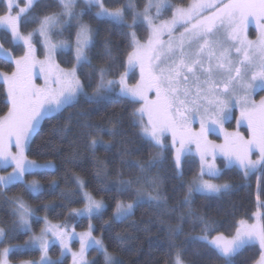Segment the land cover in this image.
Returning a JSON list of instances; mask_svg holds the SVG:
<instances>
[{
    "label": "snow or ice",
    "instance_id": "obj_1",
    "mask_svg": "<svg viewBox=\"0 0 264 264\" xmlns=\"http://www.w3.org/2000/svg\"><path fill=\"white\" fill-rule=\"evenodd\" d=\"M82 2L84 7L76 11L78 0H27L26 6L13 15V0H7L5 14L0 15V31L10 33L13 47L23 48V55L17 58L0 45V60L15 63L16 66V71L11 75L0 72V78L7 85V98L11 104L7 115L0 118V169L14 166L11 173L0 176V187L8 188L19 183L25 192L33 195L43 190L36 181L25 182L24 176L39 169L54 167L50 163L37 164L26 155L33 136L46 118L59 119L68 108L75 109L81 98L95 105L113 96L120 98L121 102H140V106L130 114L128 126L138 129L139 138L157 155L144 163L135 162L128 159L132 153L123 148L120 152L121 166L136 171L137 175L123 179L118 170L114 185L106 183L111 175L106 170L107 165L103 162L96 165L95 175L100 188L132 196L129 203L117 201L109 229L115 223L127 221L135 208L144 205L161 215L176 214L179 209L169 206L168 196L162 190L166 179L161 174L164 172L163 165L171 155L174 177L182 180L183 165L192 154L186 145L195 143L200 171L191 183L182 185L187 192L179 207L185 209L186 214L181 212L178 219L198 224L200 234L185 236L180 224L169 226L168 261L171 264H193L185 257L189 249H194V258H215L223 264H236L242 252L249 248L256 249L258 245L259 259L255 264H264V217L254 213V223L239 220L234 234L229 237L219 231L221 224L206 215L197 214L192 208L194 193L219 199L222 194L234 191L229 183L211 182L213 178L220 177L224 169H240L245 177L255 174L258 166L264 172V100L259 104L249 100L250 90L264 89V0H191L186 7H173L168 0H144L142 7L137 0H112L110 7L106 6L105 0ZM37 8L41 12L34 11ZM52 8L58 10L50 11ZM93 9L96 11L93 12ZM165 11H171L170 19H162ZM85 14L97 21L108 22L126 41V45H114L108 37L97 45L99 29L82 22ZM250 20H254L259 28L255 41L249 40L245 31ZM28 24H37L38 28L24 34L21 25ZM73 28L74 43L66 38L53 39L63 37L65 32L71 34ZM139 30L147 33L143 42L137 37ZM36 37L43 38L46 51L44 61L36 59L35 43L41 42L34 41ZM122 47L125 49L123 53ZM93 49H98L95 55L104 61L102 65L93 64L90 55ZM233 49L237 54L235 57L231 55ZM73 51V67L68 71L61 69L54 57ZM37 64L45 74L42 88L31 83V69ZM114 67L123 71L113 73ZM84 69L88 70L86 79L89 87L95 80L91 95L85 91L80 79L79 73ZM137 69L139 82L130 87L128 77ZM150 92L155 93L154 99L149 97ZM235 105L240 107L237 124L246 121L251 138L224 132L225 143L212 144L207 140V134L224 131L223 124L232 118L231 110ZM197 116L200 118V131L194 133L189 121ZM90 121L89 112L69 114L64 128L59 131L67 135L73 130H80L85 134L93 156L99 147L106 152L111 151L112 141L122 135V118L117 117L107 128ZM53 132H56L55 128ZM169 133L171 145L165 140ZM101 134H107L111 139L106 143ZM13 145L15 152L12 151ZM253 151L259 152L257 160L251 159ZM217 155L223 157L224 169L217 167ZM154 168L157 174L150 175ZM205 176L209 179H205ZM257 183L259 187L260 177H257ZM75 185L83 193L85 205L82 209H73L71 214L75 217L87 216L89 221L102 216L106 208L104 202L84 191L86 185L80 178H76ZM57 187L56 182L52 181L49 191H55ZM61 198L71 199L65 193H61ZM257 200H260L259 195ZM11 204L18 222L13 221L7 229L0 227V244L19 232L30 231L28 218L33 215L31 209L20 197L12 199ZM260 207L264 208V203ZM132 227L135 228V225ZM93 231V225L89 223L88 231L73 237L60 226H50L42 230L40 236L31 237L23 245L0 249V264H10L9 255L12 252H26L35 248L41 252L40 264H64L69 253L72 264H90L87 259L90 250L103 256V264H123L108 250L103 239L93 235ZM48 232L55 240L46 239ZM181 236H185V239L177 244ZM73 238L79 240L78 252H73L69 247L68 240ZM128 239L119 232L114 237L117 247L124 245ZM57 241L60 253L53 260L48 254L49 248Z\"/></svg>",
    "mask_w": 264,
    "mask_h": 264
},
{
    "label": "trees",
    "instance_id": "obj_2",
    "mask_svg": "<svg viewBox=\"0 0 264 264\" xmlns=\"http://www.w3.org/2000/svg\"><path fill=\"white\" fill-rule=\"evenodd\" d=\"M176 7H186L191 0H170ZM144 0H138V5L143 6ZM106 6L112 5V0H105ZM83 2L79 3L78 11L83 8ZM7 5L4 1H0V15L5 14ZM52 8L50 11H57ZM41 12L40 9H34ZM93 12L96 9L92 10ZM171 13V12H169ZM168 13V14H169ZM171 15V14H170ZM83 22L90 25L94 29H99V35L96 38L97 45L103 42L105 37L112 40L113 44L126 45V41L114 31L113 27L106 21H97L89 14L83 16ZM23 33L27 34L38 27L37 24L21 25ZM138 38L143 42L147 33L143 30L137 31ZM254 35V34H253ZM2 45L10 50L15 57L23 55L22 47H13L11 43V35L8 32L0 33ZM66 39L74 42L75 28L71 30V34L66 32ZM62 39H65L61 37ZM130 50V49H128ZM98 49H93L92 56L94 65H102V61L95 55ZM125 51L124 47L121 49ZM124 56H121L123 59ZM58 60L64 68H72L74 63V54H60ZM0 70L6 73H12L15 70L13 63L0 60ZM87 69H84L80 75L82 83L85 85V91L91 95L95 88V80L89 87L86 79ZM123 71L122 68L114 67L113 73ZM137 78V79H136ZM138 76L134 74L132 82L137 83ZM140 106V103L121 102L118 97L101 102L99 105L87 103L83 98L80 104L75 108H68L62 113L59 119L47 118L44 120L39 131L35 135L29 150V159L39 163H55L56 170L54 172H40L28 174L25 182L38 181L43 186L40 194L33 195L23 190L22 184H14L9 188L0 187V227L10 228L13 221L18 222V216L15 215L14 206L11 204L12 199L20 197L23 201L35 209L36 218H33V229L35 233H39L49 221L55 224H76L78 230L84 231L88 229L89 220H80L76 222L72 218V210L83 208L85 200L83 193H80L75 185L76 178L84 181L87 190L97 199L103 200L106 204V210L102 216L93 219L95 235L103 239L108 250L123 262V264H171L168 261V240L167 229L169 226L175 227L177 224L183 228L185 236H195L200 234V226L194 225L190 220L181 222L178 217L181 212L186 214V210L179 207V202L183 200L187 192L186 187L191 183L192 179L199 174L200 162L196 157H187V162L183 165V179L174 177V169L172 166V156L168 155L161 173L166 177L163 191L168 196V204L170 207H176L179 211L171 216L161 215L156 210L144 205L135 209L134 214L124 222H118L111 226L112 213L115 209L117 201L129 203L132 196L129 193L120 194L115 190L107 191L100 188L96 180V165L103 162L107 165V172L111 175L107 178L106 183L114 185L118 179L116 172L122 173L123 179L135 178L136 171L129 170L121 166L120 152L123 148H127L132 153L128 159L135 162L144 163L157 155L156 151L150 148L147 143L139 138L138 129L128 126L130 114ZM11 107L7 98V88L0 81V118L7 115ZM91 113L92 123L101 125L102 127H111L117 117L122 118L124 127L122 135L112 141L113 147L111 151H104L103 147L97 148L93 156L92 149L88 147L87 138L80 130H73L67 135H62L60 129L65 126V120L69 114L76 112ZM56 132H53V129ZM103 140L107 143L111 138L107 134H101ZM215 139L219 136L213 135ZM166 142L170 145L169 138ZM174 152V150H172ZM1 171V169H0ZM8 170H3L7 172ZM157 169L151 170L150 175H156ZM257 177H260V186L258 187ZM221 183H229L233 186L234 191L228 194H222L218 199L216 197H204L201 194H193L192 208L197 214H203L215 220L222 227L219 229L226 236L234 234L235 226H238L239 220L254 221L256 216L254 213H263L264 208L260 204L264 203V172L259 171L249 177L243 175V171L237 168L225 169L220 178L217 179ZM55 181L58 187L55 191H49L50 184ZM61 193L70 195L71 199H62ZM259 195L260 200H257ZM47 208V210H45ZM108 222V223H106ZM135 225V228L132 227ZM119 232L121 235L129 237L121 247H117L114 237ZM185 236H181L177 241L180 244ZM30 237V234L19 232L8 241L0 244V249L10 245L23 244ZM112 237V238H110ZM194 249H189L185 259H190L193 264H223L221 260L197 259L192 256ZM203 252L204 250L201 249ZM60 249L54 247L52 254L59 257ZM41 253L38 250H30L26 252H17L11 256L14 262H23L38 260ZM91 257H95L94 264H103V256L98 255L94 251ZM258 256V246L256 249H246L236 259V264H255ZM64 264H71L70 258L64 259Z\"/></svg>",
    "mask_w": 264,
    "mask_h": 264
},
{
    "label": "rangeland",
    "instance_id": "obj_3",
    "mask_svg": "<svg viewBox=\"0 0 264 264\" xmlns=\"http://www.w3.org/2000/svg\"><path fill=\"white\" fill-rule=\"evenodd\" d=\"M0 1H4L5 2V4L7 5V0H0ZM82 2V0H78V5H79V3H81ZM168 2L171 4V5H173V7H176L170 0H168ZM191 2V1H190ZM224 2H227V0H224ZM137 3H138V0H137ZM19 5V7H16V5ZM26 4H27V0H13V9H12V14L13 15H15L16 13H18L19 12V8H22V7H25L26 6ZM76 11H78V7H77V9H76ZM169 12H171V11H165V13H164V15H163V17H162V19H170L171 18V13H169ZM169 13V14H168ZM83 18V17H82ZM82 22H83V19H82ZM130 22V21H129ZM38 28V27H37ZM36 28V29H37ZM21 31H22V26H21ZM246 35H247V32L248 31H251L253 34H254V36L256 37L255 39H257V36H258V34H259V28L257 27V24H256V22L254 21V20H250V22L248 23V25H247V28H246ZM2 31H0V33H1ZM23 32V31H22ZM32 32V31H31ZM9 33V32H8ZM10 34V33H9ZM25 34V33H24ZM65 34H66V32L64 33V36H63V38H66V36H65ZM176 35L178 36L179 35V33L177 32L176 33ZM137 37H138V35H137ZM42 39L43 38H40V37H36V38H34V41L35 40H39V41H41V42H39V43H35V47H36V59L38 60V61H44L45 59H46V51H45V49H44V47H43V44H42ZM53 39L54 40H59V39H62L61 37H53ZM165 39H167V37H165ZM71 42V41H70ZM72 43H74V42H72ZM0 45H2V42H1V36H0ZM3 46V45H2ZM3 48L4 49H6V50H8L7 48H5L4 46H3ZM10 53H11V55L12 56H14V54L10 51V50H8ZM234 52H235V50L233 49L232 50V52H231V55L232 56H236V55H234ZM68 53H73L74 54V51L73 52H64V53H60V54H68ZM60 54H58V55H56L55 57H54V61H55V63L56 64H58L59 65V67L61 68V69H63V70H65V71H68V70H70L71 68H64L63 66H61V64H60V62H59V60H58V56L60 55ZM15 57V56H14ZM18 58V57H17ZM14 64V66H15V63H13ZM14 71H16V66H15V70ZM0 72H3V71H1L0 70ZM3 73H6V72H3ZM8 75H11V73H7ZM134 74H137V76H138V80H137V83L139 82V78H140V75H139V69H137L134 73H132V74H130L129 75V77H128V80H127V82H128V85L131 87V86H135L137 83H133L132 82V79H133V76H134ZM137 79V78H136ZM0 81L2 82V83H4L3 82V79L2 78H0ZM82 82V81H81ZM31 83L33 84V85H35L37 88H42V87H44V85H45V74L44 73H42L41 72V67H40V64H37L35 67H33L32 69H31ZM5 84V83H4ZM6 85V84H5ZM6 88H7V85H6ZM149 97L150 98H152V99H154L155 98V93L154 92H150L149 94ZM249 100H250V102H253V103H255V104H259L260 103V101L261 100H264V89H255V90H250L249 91ZM10 103V102H9ZM138 103H140V102H138ZM11 105V104H10ZM238 108H239V110H240V107H239V105H238ZM236 117V119L237 120H240V115L238 116V115H236L235 116ZM47 119V118H46ZM147 121V118L145 117V122ZM43 122H44V120L42 121V123H41V125L43 124ZM198 123H199V127L198 128H195V132L196 133H198L199 131H200V118L198 119V121H197ZM231 122V119L230 120H228V121H226V122H224V124H223V129H224V131L219 135L220 136V139L218 138V139H215L214 137H213V135H216L215 133H219L220 131L219 130H217L216 132H210V133H208L207 134V140L208 141H210L212 144H215V145H223L224 143H225V136H224V132H228V133H239L241 136H243L245 139H250L251 138V134H250V131H249V129H248V126L247 125H245V127H244V129H241V125L239 124V127L238 128H234V126H232V127H227V126H225V124L226 123H230ZM242 123V122H241ZM41 127V126H40ZM191 128V127H190ZM37 134V133H36ZM35 134V135H36ZM35 135L33 136V139H34V137H35ZM167 138H169L170 139V141H171V134L169 133L166 137H165V140L167 139ZM33 139H32V141H33ZM32 143V142H31ZM170 145H171V143H170ZM186 147H188V148H190L191 149V155L190 156H193V157H196L198 160H199V162H200V158H199V155H198V153H197V148H196V144L195 143H192V144H189V145H186ZM28 150L29 149H27L26 150V155H27V158L29 159V157H28ZM12 151L13 152H15L16 151V149H15V146L13 145V147H12ZM189 157V156H188ZM259 158V152L258 151H253V153H252V155H251V159L252 160H257ZM29 160H31V159H29ZM33 161V160H32ZM36 162V161H35ZM37 164H40V165H44V164H52L54 167L53 168H43V169H39V170H37V171H35L34 173H40V172H54L55 170H56V164L55 163H52V162H49V163H39V162H36ZM216 165H217V167H219V168H222V169H224V163H223V157L222 156H220V155H217V158H216ZM13 167L14 166H10V167H8V168H6V169H1V171H0V176H6V175H8L9 173H11L12 172V170H13ZM228 169H231V168H228ZM3 170H8L7 172H3ZM183 170V169H182ZM225 170V169H224ZM242 171V170H241ZM260 170H259V166H258V170H257V172L256 173H258ZM34 173H32V174H34ZM255 173V174H256ZM28 174H26L25 176H24V181L26 180V176H27ZM221 177V176H220ZM220 177H218V178H220ZM218 178H213L212 180H211V182L212 183H216V184H223V183H221V182H219L217 179ZM205 179H209V177H207V176H205ZM36 182H38V181H36ZM39 183V185L41 186V188L43 189V186H42V184L40 183V182H38ZM12 186V185H11ZM11 186H9V187H11ZM8 187V188H9ZM43 191V190H42ZM41 191V192H42ZM84 191H86V192H88L89 194H91L88 190H87V188H85L84 189ZM40 192V193H41ZM40 193H38V194H40ZM197 194H199V193H197ZM37 195V194H36ZM92 195V194H91ZM92 197L94 198V199H96V200H100V199H97V198H95L93 195H92ZM101 201H103V200H101ZM104 202V201H103ZM25 203V202H24ZM26 204V203H25ZM104 204H105V202H104ZM27 205V204H26ZM106 205V204H105ZM28 206V205H27ZM30 209H31V211H32V213H33V215L31 216V217H29L28 218V221H29V225H30V231H28V232H24V233H28V234H30V237H29V239L31 238V237H33V236H40L41 234H42V230H44V229H46V228H48V227H50V226H60L61 227V229L63 230V231H66L67 233H68V235L69 236H73V237H75L76 236V234H79V233H83V232H86V231H88V229H86V230H84V231H81V230H78L77 229V227H76V224H69V223H67V224H55V223H51V222H49V221H47L46 222V224H45V226H44V228L39 232V233H35L34 232V229H33V218H36V212H35V209L34 208H32L31 206H28ZM79 209H82V208H79ZM136 209V208H135ZM135 209H134V211H135ZM105 210H106V208H105ZM104 210V211H105ZM103 211V212H104ZM72 218L76 221V222H78V221H80V220H89L88 218H87V216H84V217H75V216H73L72 215ZM94 218H96V217H93L92 219H91V224L93 225V219ZM248 223H254V222H256V220H254V221H247ZM93 228H94V225H93ZM93 235L94 236H96L95 235V232L93 231ZM97 238H99L98 236H96ZM28 239V240H29ZM46 239H48L49 241H52V240H55V237L52 235V233L51 232H48L47 233V236H46ZM24 244V243H23ZM23 244H17V245H23ZM68 244H69V247L72 249V251L73 252H78L79 251V240H78V238H73V239H70V240H68ZM258 246V245H257ZM9 247V246H8ZM54 247H58L59 249H60V246H59V242L57 241L56 242V244L55 245H53V246H51L50 248H49V256H50V258L51 259H53V260H56L58 257H55L53 254H52V249L54 248ZM32 250H38L39 252H40V250H39V248H35V249H32ZM95 250H90L89 251V253H88V255H87V259H88V261L90 262V264H93V262L95 263V260H96V258L95 257H91V255H92V253L94 252ZM14 253H17V252H12V253H10V255H9V261H10V264H24V262H29V264H40V259H38V260H31V261H23V262H14V261H12V259H11V256L14 254ZM41 253V252H40ZM98 254V253H97ZM98 255H101V254H98ZM115 256V255H114ZM116 257V256H115ZM65 258H70L71 259V264H72V258H71V254L69 253Z\"/></svg>",
    "mask_w": 264,
    "mask_h": 264
},
{
    "label": "flooded vegetation",
    "instance_id": "obj_4",
    "mask_svg": "<svg viewBox=\"0 0 264 264\" xmlns=\"http://www.w3.org/2000/svg\"><path fill=\"white\" fill-rule=\"evenodd\" d=\"M247 37H248V39L249 40H252V41H255L256 39V37L253 35V33L251 32V31H248L247 32ZM234 55H237L235 52H234ZM232 118H231V122L230 123H226L225 124V126H227V127H232V126H234V128H238L239 127V125L237 124V119H236V115H240V110H239V108H238V105H235L233 108H232ZM198 119H199V116H197L194 120H192V119H190V121H189V127H191L190 129H191V131L192 132H194V133H196L195 132V128H198L199 127V123L197 122L198 121ZM240 125H241V129H244V127H245V125H247V122L245 121V122H242V123H240ZM222 133V131H220L219 133H215L217 136H219L220 134ZM220 137V136H219Z\"/></svg>",
    "mask_w": 264,
    "mask_h": 264
}]
</instances>
